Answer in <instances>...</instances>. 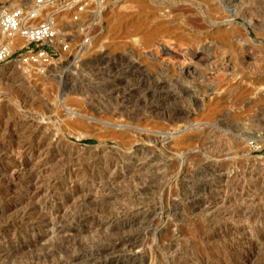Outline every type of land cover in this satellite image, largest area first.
Wrapping results in <instances>:
<instances>
[{"label": "rangeland", "instance_id": "374dc122", "mask_svg": "<svg viewBox=\"0 0 264 264\" xmlns=\"http://www.w3.org/2000/svg\"><path fill=\"white\" fill-rule=\"evenodd\" d=\"M34 4L35 0H0V6L31 8ZM40 16L39 21L54 23L55 46L62 51L47 68L0 65V145L14 149L24 143L28 130L20 125L28 121L38 120L44 128L59 131L63 135L60 145L75 153L72 158L77 159L74 167L79 174L63 185L61 193L98 182L107 162L118 159L127 163L134 157L129 149L143 145L157 163L169 165L174 177L167 178L170 190H150L147 195L154 198L148 205L162 202L165 212L149 234L150 247L145 245L154 264H264V0H106L103 5L98 0H53ZM3 42L0 36V44ZM131 64L139 72L131 82H122L128 102L121 106L111 89L117 85L114 79L125 78ZM157 78L172 83L163 93L176 94L175 100L158 99L160 114L167 110L168 116L175 113L176 117L173 121L153 115L129 119L125 112L146 106L142 92ZM120 108L124 114L118 112ZM155 138L172 144L156 146ZM1 153L0 186L17 160ZM29 160L36 162L35 158ZM218 171L228 172L231 181H221ZM129 181L120 182L122 191L134 189ZM243 186L257 204H252L255 208L248 205L250 201L245 205L256 211L255 222L241 220L235 227H227L220 218L221 224L213 223L206 214L189 211L191 197L213 199L229 193L225 203L229 207H225L243 208L238 201L233 203ZM22 190V180H17L0 191V225L19 208L16 205L25 197ZM56 203L59 206L60 199ZM122 203L113 200L104 207L97 205L93 217L105 222ZM24 235V231L17 232L23 248L16 258L3 259L1 264H50L56 260V251L52 255L44 246L33 248ZM98 235L83 236L93 243L102 233ZM170 241L174 247L168 251ZM126 263L122 256L121 264ZM99 264L106 263L100 260Z\"/></svg>", "mask_w": 264, "mask_h": 264}, {"label": "bare ground", "instance_id": "6f19581e", "mask_svg": "<svg viewBox=\"0 0 264 264\" xmlns=\"http://www.w3.org/2000/svg\"><path fill=\"white\" fill-rule=\"evenodd\" d=\"M37 13H38L37 16L39 17L41 14V10L39 9L37 11ZM0 36H1V39L4 40V42L9 41L4 35L0 34ZM18 42L23 43L22 40H18ZM14 44H15V42L13 43V45ZM103 60H105V59H103ZM128 67H129V69L125 72V78L114 79L115 80L114 82L117 83V85L115 84V86H116L115 89H113V88L111 89V95L114 96L113 98H117V99L121 100L120 101V102H122L120 104L121 106L125 102H128V100H125V98L127 96V91L125 89L126 86L121 87L122 82L124 81V79H129L128 82H131L130 80L137 78V75L139 72L138 69L134 66V64H131ZM105 68H107V67H105ZM100 71H103V68H101ZM153 82H152L151 87L149 89L145 90V92H142L143 95H141V97L144 98L146 101H148V102H145L146 106L143 105V109H135L137 107H135V108L132 107L133 109H131V110L129 109V111H128V109L126 110L128 112L123 111V112H125L126 115L128 114L129 119H131V120L136 119L137 120L141 116L147 117L148 115H153V116L160 117V118H162V117L165 119L167 118V120L173 121V119L176 117V116L175 117L173 116L175 113H172L173 115H170L171 111L169 114L170 116H168L166 113L169 111H167V110L166 111L164 110L165 112L161 111V113H162V115H161L160 110L162 108L159 104H162V103L158 102V99H160L162 101L163 100L170 101V100L176 99V94L172 93L171 91H168L166 93L162 92V90H165V89L171 87L172 83L170 84L167 81L159 79V78L155 79ZM132 101H133V99H132ZM138 101H139V99H138ZM129 102H131V101L129 100ZM137 104H135V105L137 106ZM166 104H168V103H166ZM119 106H118V108H119ZM132 106H134V105H132ZM168 106H169V104H168ZM168 106H165V107H168ZM123 109L124 108H122V109L120 108V110L119 109H117V110H118V112H120ZM123 112L121 111L122 114H124ZM131 115H133V116H131ZM159 115H161V116H159ZM20 126H23L28 130V131H25L28 133L26 135L27 139L25 138L26 141H24V143L18 145V143H19L18 142L17 143L18 146H16V148H14V149L12 148V146H11V148H9V147L7 148L3 144L0 145L1 151H3L2 153L6 156V158H14V162L17 159L14 167L11 166L13 168V170H10L11 173L8 177V180L6 179L7 181L3 182V184L0 186V191H3L4 189L5 190L8 189L11 186L12 182L17 181V180H22V188H23L24 194H25L24 200L20 201V203L18 205H16V207L19 206V208L13 209V210H15L14 212H12L13 215H11L12 213L9 210L11 213L10 218L4 217L7 220L4 223L2 222L3 224L0 225V261H3V259H6V258L8 260H10L11 258H16V255H17L16 253L21 251L23 248L22 244L17 239L18 238L17 232L18 231H24V234H25L24 236L29 238V241L31 243L30 246H32L33 248L37 247V246H39V248H40V246H42V247L44 246V249H43L44 251L51 252L50 254L54 253V255H56L55 254V251H56L57 254H59L57 256L56 260L50 264H99L100 260L106 264H121V257L122 256L126 257V261H127L126 264H154L152 262L153 260L151 261V259H149V255L146 252V249H147L146 247L148 246L147 244L149 242L148 241L149 234L153 230L154 224H156V223L159 224L158 222L161 221L165 212H164L163 207H161L162 202H161V205H159L160 203L158 204V202L156 203L155 201H154L155 202L154 204L148 205L149 202H150V204H151V202H153L154 198L153 199H151L149 197L147 198V195L149 196L148 192L150 190L169 189L170 186H169V182L167 181V178H170V179L174 178V177H171L172 170H171V168H169V165L166 166V165L157 163V158L155 156H153V154L151 152H149V150L145 146L138 145V146L133 147L131 145L133 148L130 147L131 149H129V152H131L134 157L130 161H128L127 163H124L125 161L121 162L118 159H114L111 161L109 160L110 162L109 163L107 162L106 163L107 165L105 164L106 165L105 166V173H104V175L102 173V176L99 178L98 182L92 181V183L87 188H84L86 186V184H85L84 187H76L74 189H66L65 192L63 191L64 193H61L60 190L63 187V185H65L67 182H70V181L73 182V180L77 179V177L79 175L77 170L74 167L75 163L77 162L76 161L77 159L75 158L76 159L75 160L74 158H72V156L75 153L73 154L71 151L66 150L65 147L60 145V143L63 139V135H61L59 133V131H54V130H51L49 128H44L43 124L38 120H37V122H34V121L29 122L28 121V123H25L23 125L21 124ZM15 127H16V125H15ZM26 129H24V130H26ZM4 132H3V134H5ZM12 133H11V135L14 134V133L13 134ZM136 135L140 139H143V137H141L139 134H136ZM149 136H144V139H150ZM3 137H5V136H3ZM22 137H23V135H22ZM10 140H11V138H10ZM10 140L8 142H10ZM15 140H16V138H15ZM205 140H206V138H205ZM153 142L156 146L161 145L162 147H163V145L165 146V145H171L172 144L171 142H169V140L166 141L162 138H155ZM122 152H124V150ZM2 153H1V155H2ZM78 153H80V152H78ZM125 153H127V151ZM93 154L95 155L96 153H93ZM80 155H82V154H80ZM2 157H3V155H2ZM83 157H82V160H83ZM106 157L107 156L105 155V158ZM34 158L36 159V162L31 164V161L29 159L33 160ZM93 158H95V157H93ZM101 158H103V155ZM87 159H85V160H87ZM107 159H108V157H107ZM23 160H24V163H22ZM30 164H31V168L29 169V167H28V169H27V166ZM86 167H89V166H86ZM164 168L165 169L168 168V169L164 170ZM162 169L164 171H162ZM209 169L210 168H208L207 171H210ZM222 172L220 174L218 171V173L220 174V176H219L220 180L224 181V182H228L227 180L230 179L229 173L228 172L222 173ZM92 173H90V174H92ZM3 175H2V177H3ZM177 175H178V173H177ZM206 175H207V173H206ZM5 176H6V174H5ZM179 176H180V174H179ZM203 177L201 176V178H203ZM129 180H132L131 184L134 185L132 187L134 189L130 188V189H132L131 191H128V190L122 191V189L120 187V182L122 183V181H129ZM229 181H231V180H229ZM243 182H245V181H243ZM185 184H187V183H185ZM234 184L237 185V183H234ZM257 184H258V182H257ZM79 185L81 186L82 184H79ZM192 187L194 189V186H192ZM244 187L245 186L241 187L242 192L239 195H235L234 196V202L233 201L232 202L235 203L238 201L239 202V203L237 202L238 204L241 203V205H244V206L249 201H250V203H248V205L249 204L250 205L256 204L255 201L250 199L249 194L244 193V191H245ZM210 189H211V187H210ZM257 192H258V190H257ZM201 193H203V192H201ZM209 194H211V193H209ZM216 195H217V193H216ZM228 195H230V193ZM227 196L223 197L221 195L219 198H213V199H211V198L198 199L197 198L198 200L191 197V202H190L191 204L189 205L191 210H189V211L200 212L199 213L200 215H201V213L206 214L208 216V218L210 217V220L213 223L218 221L220 218L221 220L225 221V223H227V224H224V226L225 225L226 226L227 225H234V227H235V224L241 220L246 222V223H249V224L252 222H255L257 220L256 214H255L256 211L253 212V211L249 210L248 207H246L247 205L243 208L241 206L237 210H235L234 208L229 209V208L225 207V205H226L225 203H227L226 202ZM59 199H60L61 203L58 206L56 202ZM149 199H151V200H149ZM113 200H118V201L121 200V203L122 202L123 203L121 206H119L116 209L117 211L115 210L116 213H114L112 218H109L105 222H98L93 217V214L95 213V212L93 213V211L97 210V209L95 210V206L103 205V204L107 205V203H110ZM187 200H188V198H187ZM253 202H255V203H253ZM258 203H259V201H258ZM104 206L105 205H103V207ZM252 206L254 207V205H252ZM256 206H257V204H256ZM228 207H229V205H228ZM97 208H98V206H97ZM171 210H173V209H171ZM188 213H190V212H188ZM199 214H197V215H199ZM206 215H204V216H206ZM94 216H96V213ZM223 221H221V222H223ZM221 222H219V223L221 224ZM219 223H217V224H219ZM252 229H253V227H252ZM232 231H234V230H232ZM254 231H255V229H254ZM90 233H91V235L92 234L93 235L94 234L100 235L102 233V235L100 237H98L99 236L98 235L97 239L94 237L96 239V240H94L95 242H93V243L89 242L88 243L87 239L83 235L84 234L90 235ZM189 235H191V232ZM184 236H185V234L183 235V238H185ZM193 236H194V234H193ZM198 236H200V235H198ZM194 238H195V236H194ZM219 240H220V238H219ZM145 245H147V246H145ZM27 247H29V246H27ZM148 247H150V246H148ZM173 247H174L173 242L170 241V242H168L167 248L166 247L165 248L167 250L168 249L172 250ZM175 249H176V247H175ZM171 252L172 251H170V254H171ZM259 252H260V250H259ZM32 254H34V253H32ZM172 255H174V254H172ZM204 256L206 257V255H204ZM10 264H12L11 261H10Z\"/></svg>", "mask_w": 264, "mask_h": 264}, {"label": "built area", "instance_id": "2783aa9c", "mask_svg": "<svg viewBox=\"0 0 264 264\" xmlns=\"http://www.w3.org/2000/svg\"><path fill=\"white\" fill-rule=\"evenodd\" d=\"M53 0H35L33 7L0 6V34L9 41L0 44V65L47 68L62 51L55 46L57 30L51 20L39 21L37 11ZM103 5L106 0H98ZM164 2L166 0H157ZM22 42H18V40ZM15 44L13 45V43ZM68 47L63 46V50Z\"/></svg>", "mask_w": 264, "mask_h": 264}, {"label": "trees", "instance_id": "16d2710c", "mask_svg": "<svg viewBox=\"0 0 264 264\" xmlns=\"http://www.w3.org/2000/svg\"><path fill=\"white\" fill-rule=\"evenodd\" d=\"M88 143H91V142H88Z\"/></svg>", "mask_w": 264, "mask_h": 264}]
</instances>
